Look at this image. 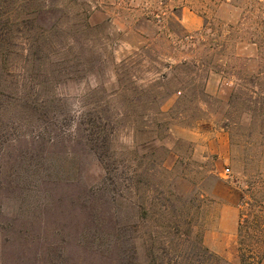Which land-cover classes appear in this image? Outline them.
<instances>
[{
  "label": "rangeland",
  "instance_id": "obj_1",
  "mask_svg": "<svg viewBox=\"0 0 264 264\" xmlns=\"http://www.w3.org/2000/svg\"><path fill=\"white\" fill-rule=\"evenodd\" d=\"M259 4L0 0V264H120L127 223L153 264L167 200L240 264L264 206Z\"/></svg>",
  "mask_w": 264,
  "mask_h": 264
},
{
  "label": "trees",
  "instance_id": "obj_2",
  "mask_svg": "<svg viewBox=\"0 0 264 264\" xmlns=\"http://www.w3.org/2000/svg\"><path fill=\"white\" fill-rule=\"evenodd\" d=\"M259 6L264 7V4H259ZM256 8L259 9V7ZM261 23L264 25V20H261ZM8 40V34L5 32L1 40L3 57L9 46ZM166 202L170 207L169 214L161 212L159 216L163 221L169 223L167 225L158 223L155 225V229L165 230V233L172 238L167 242L169 244L167 247L163 245V248H154V245L151 244L152 250H160L164 255L163 258L166 259V264H217L216 257L203 246L200 234L194 230L196 227L194 221L198 211L179 213L172 201L167 200ZM248 210L251 220L242 215L238 225L239 261L240 264H261L264 255V206L259 203L248 204ZM166 216L168 219H165ZM147 217L148 214L145 211L141 212L142 220L145 221ZM152 220L157 223L156 213L152 215ZM133 229L129 223L124 227V247L120 254V264H133L136 259V249L132 237ZM250 236L256 238L254 243H246L243 240ZM150 239L154 241L153 237ZM149 255L153 264H163V258L157 260L153 251H149Z\"/></svg>",
  "mask_w": 264,
  "mask_h": 264
}]
</instances>
